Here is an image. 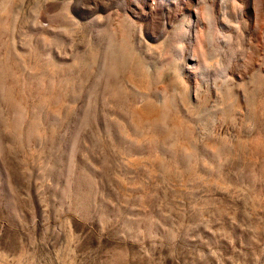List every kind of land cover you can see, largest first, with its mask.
Wrapping results in <instances>:
<instances>
[{
	"label": "rangeland",
	"instance_id": "374dc122",
	"mask_svg": "<svg viewBox=\"0 0 264 264\" xmlns=\"http://www.w3.org/2000/svg\"><path fill=\"white\" fill-rule=\"evenodd\" d=\"M221 1L228 3V6L224 4L225 9ZM225 1L205 0L198 5L201 8L198 9L199 15L204 17L201 18L203 24H206L208 20L210 24L213 23L211 25L213 26L215 23L212 20L216 21L218 18L216 26L219 25V27L213 26L212 35L210 34L208 39L210 51H215L210 53L211 57L213 56L209 60L213 66L211 68L217 71L218 65H221L220 67L227 66L231 76L236 72L238 74L250 56L255 54L253 50L256 51V49V53H260L253 56L258 58H252L258 63L261 62L264 68V50L261 51V48L264 49V7H261L264 6V0L263 2H261L262 0H235L237 3H233L234 0L232 2ZM256 1L257 3H255ZM1 2L3 1L0 0V5ZM70 2L73 3L70 4ZM95 2L97 3L95 4ZM210 2L215 3L214 7ZM260 3L263 4L259 6ZM237 4H240V8L237 7ZM34 6L28 5L20 8V16L16 12L10 13L11 15L7 14L3 17L5 26L2 27V31L0 30V34L2 32L0 35V69H2L0 70V264H264V150L253 152L249 148L250 143L249 145L247 143L254 140L255 136L258 137L257 135L262 134L261 131L255 125L246 126L247 120L243 122L242 117L234 120L235 123L232 118H228L222 123L217 122L211 115L212 113L202 106L199 108L201 112H197L200 116L194 117L195 120L192 117H184L180 113L182 111H180L181 108L179 109L178 102H180V96L183 93L181 87L184 88L181 85V77L184 73L182 58L187 53L188 42L183 37L179 38L181 35L176 27L181 21H188L192 11L197 10L198 6L172 4L165 11L155 10L152 13L144 5L129 3L128 0H87V2L85 0H69L67 5L56 4L57 11L60 9V11H66L64 16L67 19L65 21L69 16L68 21L74 18L69 24L62 21L65 19L64 16L51 21L40 19L36 16V11H33ZM234 6H236V10ZM222 9L225 10V13ZM256 10L260 13L258 12V14ZM30 12H34L33 15ZM206 12H209V16ZM210 12L215 14L210 15ZM222 13L226 20L228 19L227 21ZM230 13H232V17ZM205 15L210 18L213 15L218 16L208 19L205 18ZM72 16L73 18H71ZM260 17L263 20H260L261 23L258 20ZM102 19L107 21L104 22ZM40 21L44 29L40 26ZM114 21H116L115 24L120 22V25L117 23L115 26ZM251 23L256 30L251 26ZM257 23L260 25H258L259 29L256 27ZM166 25L168 26L166 29H170L168 32L166 29L164 30ZM117 26L125 28L127 41L129 39V44L132 43L130 44L132 49L127 48L124 52L126 55L124 54L123 63L126 64L121 65L122 69L120 68L118 75V84H122L120 86L128 91L127 99L123 101V108L129 110L133 105L141 104V100L144 102L150 96L155 100L169 97L170 101L173 100V96L174 100L171 102L174 105V117L178 114L181 117L178 119L184 121L188 119L190 124L188 125L194 130L192 133L194 136L188 143L191 153L185 149L183 151L179 148L174 149L176 147L173 144L176 143L175 140L183 138V134L179 132L172 136L173 142L160 143L156 145L158 147L155 146V150L149 149L147 142H136L139 133L136 135L134 127L129 124H121L122 118L114 110L111 111L109 106L105 107L102 104L103 83L101 80L103 78L101 76L104 77L102 60L106 49L103 47L107 46L108 48L109 42L113 41L110 35L115 37L113 31ZM40 28L42 29L40 30ZM216 29L217 32H214ZM245 29L248 31L246 32ZM227 31L228 35H226ZM139 33H141L140 36ZM115 34L117 35V33ZM142 34L144 38L141 37ZM222 34L225 37L221 38ZM242 34H244L243 37ZM99 37H103L101 41L98 39ZM228 37H230V41ZM257 37L260 44L256 43ZM117 38L116 41L120 43V38L118 36ZM106 39L109 42H103ZM147 41L149 42L147 43ZM245 41H248V46L245 45ZM252 41L258 45L256 49L250 48H255V45H250V42L253 44ZM133 43L135 44L133 45ZM177 44L179 48H177ZM237 45L241 47L237 48ZM143 47L146 50H143ZM96 49L98 53L95 57ZM229 49L230 51H228ZM238 49H241L242 53H239ZM182 51L186 53L182 55ZM85 52L87 54H84ZM213 53L216 55L214 56ZM75 55L76 58H74ZM181 55L182 57H180ZM133 56L137 59L134 63L129 64L128 60ZM94 57L97 63L94 62ZM79 60L84 63L81 62V65ZM36 65L41 68L39 69L41 71L45 69L46 74L53 70V73L50 72L51 76L49 74L47 77L48 82L43 85L48 90L51 87V80H57V76H60L59 73L62 71L67 75L68 86L70 85L68 87L70 89H67V93L63 95L66 109H68H65L64 114L48 123L47 126L44 123L45 127H43L44 125L42 126L41 123V128H45V131H42L46 132L47 137L40 140L30 136V132L28 138L25 135L28 132L25 127L26 123L30 119L41 116L36 119L40 120L38 121L40 125L42 117L45 115L43 113L47 111V109L36 105L39 104L43 88L37 82L38 76L34 72L38 67ZM47 65L51 69L50 71L47 70L49 69ZM216 66L218 67L216 68ZM240 67L241 69H239ZM76 68L77 71H75ZM81 68L86 69L82 70ZM58 70L59 73H57ZM99 70L103 74L99 75ZM181 70L182 76L178 74V71ZM44 71L42 72L44 73ZM174 71L178 77L180 76L177 79H180L181 82L175 79L177 76ZM131 73H133L131 76L134 81L130 76ZM157 73H160L161 76ZM52 74H55V78ZM69 79H71L70 84ZM77 80L78 82H76ZM217 80L222 83V79ZM131 81L133 84L130 83ZM75 83L77 84L75 85ZM126 84L131 85L128 88ZM201 87L203 89L200 93L202 98L211 100L212 97L213 101L216 100V90L207 89V85ZM161 90H163V94ZM158 91H160L159 94ZM165 92L167 93L165 94ZM8 93L12 98L7 96ZM208 93H210L209 96ZM10 99L12 100L9 103ZM37 100L39 101L37 102ZM12 101L17 102V106ZM206 106L208 105L206 104ZM175 107L178 108L175 109ZM199 109L197 111H200ZM178 110L179 113H176ZM191 110L193 109L191 108ZM109 111L111 112L109 113ZM66 113H69L68 116ZM19 114L28 117V119L22 118ZM12 115L15 122L19 121V124L13 122ZM17 116L21 118L18 117L16 120ZM21 120L24 121L20 123ZM5 122L11 126H7ZM24 122L25 130L22 126ZM13 123L19 126L20 130L23 128L21 131L18 129L20 134L26 131L21 134L24 135L23 138ZM125 126L127 127L125 128ZM133 132L134 134H132ZM13 133L16 136H13ZM17 136H20L21 139H18L20 137ZM215 136H218L214 138L216 141L212 138ZM219 137L228 139L231 143L235 142L233 144H236V139L244 140V143L247 142L244 145L245 148L240 144L236 148L237 150L233 149L232 152L235 150L236 153L238 148H243L241 152L239 149L235 155L230 152V155L234 157L229 155L230 157L221 161L219 166L216 165L217 168L219 167L217 169L213 164H218V161L213 159L214 155L206 148L220 142ZM209 143L212 145L210 146ZM203 144L206 145V148ZM194 147L195 150H193ZM154 154H158L159 159L163 158L160 160L162 163L154 161ZM196 154L197 156H195ZM147 155H150L151 158H146ZM148 159H151L152 162ZM228 159L231 160L228 161ZM211 160L217 162L211 164ZM212 166L213 168H211ZM215 168L219 171H216Z\"/></svg>",
	"mask_w": 264,
	"mask_h": 264
},
{
	"label": "bare ground",
	"instance_id": "6f19581e",
	"mask_svg": "<svg viewBox=\"0 0 264 264\" xmlns=\"http://www.w3.org/2000/svg\"><path fill=\"white\" fill-rule=\"evenodd\" d=\"M1 1H3V2H1V5H0V30L2 31V27L3 26H5L4 25V22H3V17H5L7 14H13L14 12H16V14H18L19 16L21 15V9L20 8H24L25 6H28V5H35L34 6V12L36 13V16H38V17H40V19L42 18L43 20H52V19H54V18H58V17H63L65 14H66V11H57L56 10V4H58V3H63L64 5H67V3L69 2V0H1ZM70 1H73V0H70ZM80 1V0H79ZM86 2H87V0H85ZM88 1H90V0H88ZM116 1V0H115ZM118 1V0H117ZM122 1V0H121ZM124 1V0H123ZM129 1V3L131 2V3H133V4H142V5H144L147 9H149V11L150 12H154L155 10H167V9H169V7L170 6H172V4H182V5H188V4H190V5H199V3L200 2H205V0L203 1V0H128ZM209 1V0H208ZM214 2L216 1V0H213ZM225 1V0H224ZM231 2H232V0H230ZM229 1V2H230ZM255 1V0H254ZM253 1V2H254ZM93 2V1H92ZM207 2V1H206ZM222 2L223 1H221V4H222ZM226 2V1H225ZM236 1L234 0V2L233 3H235ZM239 2V1H238ZM261 2H263V0L261 1ZM71 3H73V2H70V4ZM97 2H95V4H96ZM232 3V4H233ZM237 3V2H236ZM246 3V2H245ZM248 3V2H247ZM255 3H257V1L255 2ZM264 3V2H263ZM262 3V4H263ZM117 4V3H116ZM203 4H205V3H203ZM210 4H212L211 2H210ZM215 4V3H214ZM214 4H212L213 5V7H214ZM224 4H227V6H228V3L226 2V3H224L223 2V7H224ZM254 4V3H253ZM261 3L259 4V6L260 5H262ZM101 5V4H100ZM119 5V4H118ZM212 5H211V7H212ZM238 5V4H237ZM240 5V4H239ZM237 6V7H239L240 8V6ZM254 5H256V4H254ZM125 6V5H124ZM226 6V5H225ZM200 6H198V8H197V10H194V11H192V14H191V16H190V19L188 20V21H181L179 24H177V30L179 31V34L181 35V36H179V38L180 37H183L184 39H186V41L188 42V48H187V53L186 52H183V54L182 55H184V53H186V55H184L183 56V58H182V65H183V68H184V73L181 75V72H182V70L181 71H178V74L179 75H181L182 77H181V81H180V79H177V78H180V76L178 77L177 75L178 74H175V71H174V74L177 76L175 79H177V80H179L180 82H181V85H183V87L184 88H182L181 87V85H179L180 84V82H179V86L181 87V89H183V91H181V92H183L182 94H181V96H180V102H178L179 104H180V107H179V109H180V111H182V112H180L182 115H184V117H192V119L193 120H195V118L194 117H197V116H200L199 115V113H197V112H201V109H199V108H201V106H202V108H206V109H208L211 113V115L213 116V118H215L216 120H217V122L219 121L220 123H222L224 120H227L228 118H232L233 119V122H234V120H236V119H238L239 117H242L243 118V122H244V120L246 121L247 120V123H245V125L247 126V125H249V124H252V126L253 125H255V126H257V128L261 131V133L262 134H259V135H257L258 137H256L255 136V139L254 140H250L249 142H247L248 143V145H249V143H250V147L249 148H251L252 149V151L254 152V151H260V150H264V68H263V65H262V63L260 62V63H258V62H256L255 61V57L260 53L259 51V53L257 54L256 53V51H257V47H258V45H256V44H254V42L252 41V43L253 44H251V42H250V45L252 46V45H255V48H252V47H250L251 49H256V51L255 50H253L252 52L253 53H255L256 54V56H253V55H255V54H253L252 56H250V58H249V60L248 61H246L247 63L244 65V67H242V69H241V67L239 68V69H241V71H240V73H238L237 74V72L236 73H233V75L231 76V74H230V72H229V70H227V69H229V68H227V66H225V67H220L221 65H218L219 66V68L218 69H216L217 71H214V69H212L213 68V66H212V63H210V59H212V57H211V55H210V53H212V52H215L214 50L211 52L210 50H211V48L209 49V45H208V39H209V37H210V34L212 33V31H213V26L215 27V28H217V27H219V25L218 26H216L218 23H216V21H217V19H216V21L215 20H212V21H214V25L213 26H211L213 23L211 22V24L208 22V20H207V23L206 24H203L202 23V17H200V15H199V11H198V9H201V8H199ZM216 7V6H215ZM222 7V8H223ZM235 7V10H236V6H234ZM241 7H243V6H241ZM261 7H264V6H261ZM31 7L29 6V9H30ZM33 8V7H32ZM37 10H36V9ZM61 8V7H60ZM91 8V7H90ZM183 8V7H182ZM238 8V9H239ZM247 8V7H246ZM255 8V7H254ZM20 9V10H19ZM27 9V8H26ZM66 9V8H65ZM71 9V8H70ZM70 9H68V11L70 10ZM99 9H100V7H99ZM125 9V8H124ZM129 9H130V7H129ZM206 9H207V7H206ZM205 9V10H206ZM217 9V8H216ZM224 9H225V7H224ZM237 9V11H239ZM98 10V9H97ZM126 10H128V9H126ZM172 10V9H171ZM205 10H203V11H205ZM223 10V9H222ZM252 10V9H251ZM257 10H259V9H257ZM256 10V12L258 13L259 11H257ZM262 10H263V8H262ZM262 10H260V11H262ZM31 11H32V9H31ZM139 11V10H138ZM178 11H180V10H178ZM209 11H210V9H209ZM225 10H223V12H224ZM250 11V10H249ZM24 13H25V11H23ZM33 12V13H34ZM70 12V11H69ZM74 12V11H73ZM84 12V11H83ZM137 12V11H136ZM201 12V11H200ZM228 12H229V10H228ZM227 12V14H229ZM231 12V11H230ZM240 12H241V10H240ZM240 12H238V13H240ZM251 12V11H250ZM20 13V14H19ZM30 13H32V12H30ZM33 13L31 14V15H33ZM72 13V12H71ZM77 13V12H76ZM102 13V12H101ZM100 13V15H102ZM107 13V12H106ZM111 13V12H110ZM119 13V12H118ZM133 13V12H132ZM207 13V12H206ZM209 13V12H208ZM207 13V15L209 16V14ZM214 12H210V15L211 14H213ZM217 13V12H216ZM225 13V12H224ZM237 13V12H236ZM235 13V14H236ZM260 13V12H259ZM258 13V14H259ZM10 14V15H11ZM23 14V13H22ZM68 14H70V13H68ZM135 14V13H134ZM201 14V13H200ZM215 14V13H214ZM218 14V13H217ZM243 14V13H242ZM258 14H256V16L258 15ZM264 14V13H263ZM263 14H261V15H263ZM109 15V14H108ZM121 15H123V14H121ZM152 15V14H151ZM182 15V14H181ZM222 15H223V13H222ZM230 15H231V17H232V13H230ZM238 15H240V14H238ZM14 16V15H13ZM67 16V15H66ZM75 16V15H74ZM106 16H107V14H106ZM105 16V17H106ZM113 16H115V15H113ZM112 16V17H113ZM179 16V15H178ZM177 16V17H178ZM208 16H206L205 15V18L207 17L208 19L210 18V17H208ZM218 16V15H217ZM216 15L214 16L213 15V17L211 16V18L210 19H212V18H216L217 17ZM225 15H223V17H224ZM227 16V15H226ZM229 16V15H228ZM227 16V17H228ZM253 16V15H252ZM259 16V15H258ZM12 17V16H11ZM70 17V16H69ZM69 17H68V20H69ZM101 17H103V16H101ZM174 17V16H173ZM220 17H222V16H220ZM234 17V16H233ZM262 17V16H261ZM260 17V18H261ZM8 18H9V16H8ZM14 18V17H13ZM20 18V17H19ZM18 18V19H19ZM64 20H62V21H64V22H68L67 24H69V22L71 21V20H73L74 18H73V16L71 17V18H73V19H71L70 21H65L67 18L64 16ZM134 18V17H133ZM133 18H132V20H133ZM158 18V17H157ZM204 18V17H203ZM258 19L259 20V22H260V20H262V18L261 19ZM263 18H264V16H263ZM15 19L17 20V18H16V16H15ZM96 19V18H95ZM106 19H108V18H106ZM121 19V18H120ZM160 19V18H159ZM176 19V18H175ZM224 19L226 20V17H224ZM223 19V20H224ZM232 19V18H231ZM237 19V18H236ZM252 19H253V17H252ZM257 19V18H256ZM16 20H14L15 22H16ZM59 20V19H58ZM100 20V19H99ZM103 21H104V19H102ZM182 20V19H181ZM206 20V19H205ZM228 20V19H227ZM226 20V21H227ZM242 20V19H241ZM264 20V19H263ZM262 20V21H263ZM39 21V20H38ZM105 21H107V20H105ZM104 21V22H105ZM109 21V20H108ZM111 21V20H110ZM117 21V20H116ZM116 21H114L113 23H114V25L116 26L117 25V23H119V25H120V22H117L116 24H115V22ZM119 21V20H118ZM137 21V20H136ZM136 21H133V22H136ZM151 21V20H150ZM204 21V20H203ZM230 21V20H229ZM237 21H238V19H237ZM255 21H257V20H255ZM13 22V21H12ZM43 22V21H42ZM47 22V21H46ZM58 22V21H57ZM90 22V21H89ZM139 22H141V21H139ZM146 22V21H145ZM166 22V21H165ZM239 22V21H238ZM237 22V23H238ZM264 22V21H263ZM14 23V22H13ZM17 23V22H16ZM21 23V22H20ZM28 23V22H27ZM34 23V22H33ZM40 23H41V21H40ZM44 23V22H43ZM51 23V22H50ZM62 23V22H61ZM107 23V22H106ZM126 23H127V21H126ZM162 23V22H161ZM204 23H205V21H204ZM229 23V22H228ZM261 23V22H260ZM12 24V23H11ZM45 24V23H44ZM92 24V23H91ZM138 24V23H137ZM142 24H143V22H142ZM141 24V25H142ZM230 24V23H229ZM232 24V23H231ZM235 24V23H234ZM250 24V23H249ZM252 24L253 23H251V26H252ZM17 25V24H16ZM28 25V24H27ZM139 25V24H138ZM151 25H153V24H151ZM151 25H150V27H151ZM220 25H221V23H220ZM247 25V24H246ZM259 24L257 23V26L256 27H258V29L260 28L259 26H258ZM262 25V24H261ZM11 26V25H10ZM42 28H43V25H42V23H41V25H40ZM39 26V27H40ZM99 26V25H98ZM97 26V27H98ZM134 26V25H133ZM145 26V25H144ZM160 26V25H159ZM231 26V25H230ZM233 26V25H232ZM237 25H235V27H236ZM249 26V25H248ZM250 26V27H251ZM15 27V26H14ZM13 27V28H14ZM124 27H125V25H124ZM123 26H117V28H116V30H114V29H112V30H114L113 31V33H114V35L113 36H115V37H112L111 35H110V37H111V40H113V41H110L109 42V40H104L103 42H109V47L107 48V46L106 47H103V49H105V51H104V53H103V66H102V68L104 67V77H103V75L101 76V78H103V80H101L102 81V96H101V102H102V104H104V106L106 107V105L107 106H109V108L111 109V111L112 110H114L121 118H122V122H121V124H129V125H132V127H134V132L136 133V135H138L137 133H139V135H138V139H134L136 142H147L148 144H149V149H151L152 148V150H155L154 148H155V146L156 145H158V144H160V143H164V142H173L172 140H171V138H173L172 136L174 135V134H176V132H179L180 134H183L182 136H183V138H181L180 140H175L176 141V143H173V144H175L176 145V147L174 148V149H177V148H179V149H182V151H183V149H185V151L186 150H188L187 152H190L191 153V150H190V148H189V142L191 141V139H192V136H194V135H192V133H193V127H190L189 125V123H188V119H187V121L185 120H180L181 119V117H179L178 116V114H177V118L176 117H174V114L175 113H173L174 112V109H173V107H174V105H173V103L171 102V101H173L174 100V98H173V96H172V99L173 100H169V97H165L164 99H160V100H155V99H152V98H150L149 97V99H146L144 102H142L143 100H141V104H135V105H133L129 110H125L123 107V101L125 100V99H127V96H128V91H127V89H124L122 86H120V85H122V84H118L119 83V78H118V75H119V72H120V68H121V65L122 64H124L123 63V59H125L124 58V56L126 55V53H124V52H126L125 50L128 48V49H132L131 48V46H130V44H132V43H130L129 44V39H128V41H127V38H126V36H125V28H124ZM166 27H168L167 25L165 26V28H164V30L166 29ZM225 27V26H224ZM238 27V26H237ZM240 27H241V25H240ZM253 27V26H252ZM42 28H40V30L42 29ZM232 28V27H231ZM239 28V27H238ZM242 28V27H241ZM246 28V27H245ZM254 28V27H253ZM44 29V28H43ZM127 29V28H126ZM141 29H143L142 27H141ZM162 29V28H161ZM174 29V28H173ZM227 29H228V27H227ZM240 29V28H239ZM248 30H249V28H247ZM255 29V28H254ZM258 29H257V32H258ZM15 30H16V28H15ZM24 30V29H23ZM34 30V29H33ZM37 30V29H36ZM56 30V29H55ZM108 30V29H107ZM152 30V29H151ZM163 30V29H162ZM162 30H161V32H162ZM167 30V32H168V30H170V29H166ZM231 30V29H230ZM237 30V29H236ZM247 30V31H248ZM251 30H253V29H251ZM256 30V29H255ZM263 30V29H262ZM44 31V30H43ZM87 31V30H86ZM134 31V30H133ZM132 31V32H133ZM154 31V30H153ZM176 31V30H175ZM229 31V30H228ZM228 31L226 32V35H228L229 33H228ZM239 31V30H238ZM245 31H246V29H245ZM246 31V32H247ZM250 31V30H249ZM7 32V31H6ZM36 32V31H35ZM54 32V31H53ZM56 32V31H55ZM122 32V33H121ZM144 32V31H143ZM156 32V31H155ZM166 32V31H165ZM214 32H217V29L216 30H214ZM219 32V31H218ZM236 32V31H235ZM241 32V31H240ZM253 32V31H252ZM255 32V31H254ZM260 32H262V31H260ZM259 32V33H260ZM10 33V32H9ZM23 33H24V31H23ZM90 33V32H89ZM107 33H108V31H107ZM106 33V34H107ZM113 33H111V34H113ZM115 33H117V35L115 34ZM177 33V32H176ZM223 33V32H222ZM225 33V32H224ZM238 33V32H237ZM242 33V32H241ZM258 33V34H259ZM1 34H2V32H1ZM0 34V35H1ZM8 34V33H7ZM100 34H102V33H100ZM104 34V33H103ZM102 34V35H103ZM140 34L141 33H139V36H140ZM157 34V33H156ZM217 34V33H216ZM218 34H220V33H218ZM247 34V33H246ZM252 34V33H251ZM19 35V34H18ZM22 35V34H21ZM45 35V34H44ZM72 35V34H71ZM97 35V34H96ZM132 35H134V34H132ZM138 35V34H137ZM161 35V34H160ZM165 35V34H164ZM169 35V34H168ZM212 35V34H211ZM223 35V34H222ZM243 35L244 34H242V37H243ZM20 36V35H19ZM91 36V35H90ZM101 36V35H100ZM117 36L120 38V43L119 42H117L116 41V39H118L117 38ZM144 35L142 34V36L141 37H143ZM153 36V35H152ZM218 36H220V35H218ZM248 36H249V33H248ZM58 37V36H57ZM89 37V36H88ZM110 37H108L109 39H110ZM133 37V36H132ZM168 37V36H167ZM174 37V36H173ZM215 37V36H214ZM221 38L222 37H225V35H223V36H220ZM238 37V36H237ZM240 37H241V34H240ZM66 38H68V37H66ZM103 38V37H102ZM102 38H98L100 41H101V39ZM114 38V39H113ZM137 38V37H136ZM139 39H140V37H138ZM144 38V37H143ZM142 38V39H143ZM162 38V37H161ZM166 38V37H165ZM177 38V37H176ZM230 37H228V39H229ZM250 38H252L251 36H250ZM28 39V38H27ZM32 39V38H31ZM30 39V40H31ZM72 39V38H71ZM158 39V38H157ZM163 39V38H162ZM172 39V38H171ZM175 39V38H174ZM183 39V40H184ZM211 40H213V38H210ZM225 40L227 39V37L226 38H224ZM255 39V38H254ZM260 39V38H259ZM94 40H95V37H94ZM134 40V39H133ZM132 40V41H133ZM141 40V39H140ZM144 40V39H143ZM143 40H142V42H143ZM177 40V39H176ZM263 40V39H262ZM44 41V40H43ZM72 41V40H71ZM90 41H91V39H90ZM137 41V40H136ZM145 41H146V39H145ZM180 41V43H181V40H179ZM224 41V40H223ZM229 41H230V39H229ZM249 41H251V40H249ZM82 42V41H81ZM112 42V43H111ZM141 42V41H140ZM141 42V43H142ZM149 41H147V43H148ZM157 42V41H156ZM214 42V41H213ZM238 42V41H237ZM246 42V41H245ZM248 42V41H247ZM246 42V43H247ZM29 43V42H28ZM46 43H48V42H46ZM54 43V42H53ZM58 43V42H57ZM88 43V42H87ZM90 43V42H89ZM99 43V42H98ZM101 43V42H100ZM138 43H139V41H138ZM140 43V44H141ZM172 43V42H171ZM175 43V42H174ZM184 43V45H186L185 44V42H183ZM245 43V45L246 46H248V44L249 43H247L246 44ZM256 43H258V44H260V40H259V42H258V37H257V42ZM30 44V43H29ZM39 44V43H38ZM74 44V43H73ZM104 44V43H103ZM103 44H101L102 46H103ZM107 44V43H106ZM135 43H133V45H134ZM139 44V45H140ZM146 44V43H145ZM151 44V43H150ZM182 44V43H181ZM180 44V45H181ZM215 44V43H214ZM240 44V43H239ZM89 45V44H88ZM91 45V44H90ZM95 45V44H94ZM108 45V44H107ZM146 45H148V44H146ZM174 45V44H173ZM178 45V44H177ZM212 45H213V43H212ZM262 45V44H261ZM260 45V46H261ZM140 46H143V45H140ZM149 46H151V45H149ZM176 46V45H175ZM214 46V45H213ZM263 46V45H262ZM261 46V47H262ZM83 47V46H82ZM137 47H139V46H137ZM153 47V46H152ZM177 47V46H176ZM187 47V46H186ZM212 47V46H211ZM238 47H241V46H238L237 45V48ZM264 47V46H263ZM63 48V47H62ZM74 48V47H73ZM79 48V47H78ZM78 48H76V49H78ZM135 47L133 46V49H134ZM164 48V47H163ZM177 48H179V45H178V47ZM213 48V47H212ZM218 48V47H217ZM216 48V49H217ZM249 48V47H248ZM249 48V49H250ZM46 49V48H45ZM88 49V48H87ZM90 49V48H89ZM97 49H98V47H97ZM96 49V50H97ZM140 49V48H139ZM138 49V50H139ZM142 49V48H141ZM148 49V48H147ZM181 49V48H180ZM184 49V48H183ZM214 49H215V46H214ZM242 49V48H241ZM241 49L239 50V53H242L241 52ZM244 49H246V48H244ZM260 49V47L258 48V50ZM79 50V49H78ZM82 50V49H81ZM99 50H101L100 48H99ZM143 50H146V49H144V47H143ZM142 50V51H143ZM152 50V49H151ZM218 50V49H217ZM248 50V49H247ZM262 50H264V49H262L261 48V51ZM75 51V50H74ZM87 51V50H86ZM89 51V50H88ZM93 51V50H92ZM128 51V50H127ZM140 51V50H139ZM138 51V52H139ZM172 51V50H171ZM180 51V50H179ZM179 51H177V52H179ZM227 51V50H226ZM228 51H230V49L228 50ZM232 51V50H231ZM243 51V50H242ZM251 51V50H250ZM78 52H80V51H78ZM83 52H84V50H83ZM94 52H95V50H94ZM93 52V53H94ZM99 52H101V51H99ZM129 52V51H128ZM135 53L137 52L136 50L134 51ZM134 52H132V53H134ZM146 52H148V51H146ZM225 52V51H224ZM246 52V51H245ZM73 53V52H72ZM98 53V50H97V52L95 53V57H96V54ZM180 53V52H179ZM218 53V52H217ZM238 53V54H239ZM244 53V52H243ZM247 53V52H246ZM84 54H87L86 52L84 53ZM125 54V55H124ZM139 54V53H138ZM176 54V53H175ZM214 54V53H213ZM245 54V53H244ZM243 54V55H244ZM250 54H252V53H250ZM18 55V54H17ZM51 55V54H50ZM78 55H80V54H78ZM134 55V54H133ZM140 55V54H139ZM152 55V54H151ZM182 55L180 56V57H182ZM216 54H214V56H215ZM241 55V54H240ZM72 56V55H71ZM92 56V55H91ZM94 56V55H93ZM127 56H128V54H127ZM126 56V57H127ZM237 56V55H236ZM18 57V56H17ZM77 56L75 55L74 56V58H76ZM85 57V56H84ZM87 57V56H86ZM95 57H94V60H95ZM98 57H100L99 56V54H98ZM98 57H97V59H98ZM140 57V56H139ZM148 57V56H147ZM252 57H254V58H252ZM260 57V56H259ZM63 58V57H62ZM74 58H73V60H74ZM79 58V57H78ZM93 58V57H92ZM233 58V57H232ZM242 58V57H241ZM246 58V57H245ZM258 57H256V59H257ZM261 58H262V56H261ZM260 58V59H261ZM19 59H20V57H19ZM83 59V58H82ZM81 59V60H82ZM90 59V58H89ZM101 59H102V57H101ZM135 59H137V58H135V56H133V57H130V59L128 60L129 61V64H132V63H134L135 62ZM146 59V58H145ZM152 59V58H151ZM154 59V58H153ZM181 59V58H180ZM235 59V58H234ZM253 59V60H252ZM6 60V59H5ZM68 61H69V59H67ZM76 60H78V59H76ZM86 60V59H85ZM141 60V59H140ZM179 59H177V61H178ZM247 60V59H246ZM4 60H2V62H3ZM67 61V62H68ZM92 61V60H91ZM97 60H95L94 62H96ZM153 61V60H152ZM160 61V60H159ZM220 61V60H219ZM245 61V60H244ZM260 61V60H259ZM82 62V61H81ZM80 62V60H79V63H81ZM90 62V61H89ZM88 62V63H89ZM93 62V61H92ZM101 62V61H100ZM165 62V61H164ZM238 62V61H237ZM264 62V61H263ZM4 63V62H3ZM82 63H84V62H82ZM82 63H81V65H82ZM97 63V62H96ZM136 63H138L137 61H136ZM151 63V62H150ZM154 63V62H153ZM167 63V62H166ZM165 63V64H166ZM173 63H175V62H173ZM172 63V64H173ZM179 63H180V60H179ZM234 63V62H233ZM13 64V63H12ZM16 64V63H15ZM51 64H53V63H51ZM57 64V63H56ZM64 64V63H63ZM76 64H77V62H76ZM85 64H86V62H85ZM93 65H94V63H92ZM126 64V63H125ZM124 64V65H125ZM129 64H128V66H129ZM138 64H140V63H138ZM144 64V63H143ZM159 64V63H158ZM178 64V63H177ZM181 64V63H180ZM228 64H231V63H228ZM242 65L241 66H243V63H241ZM55 65V64H54ZM98 65V64H97ZM124 65H122V66H124ZM148 65V64H147ZM153 65V64H152ZM217 65V64H216ZM223 65V64H222ZM36 66H38V65H36ZM48 66V65H47ZM62 66V65H61ZM77 66H79L78 64H77ZM132 66V65H131ZM137 66H139V65H137ZM179 66V65H178ZM211 66H212V68H211ZM218 66H216V68L218 67ZM33 67H35V65H33ZM33 67H32V71H33ZM52 67H53V65H52ZM54 67H56V66H54ZM73 67H75V66H73ZM85 67V66H84ZM132 67H134V65L132 66ZM180 67H181V65H180ZM230 67V66H229ZM1 68H3V67H1ZM29 68V67H28ZM27 68V69H28ZM48 68H49V66H48ZM87 68V67H86ZM85 68V69H86ZM129 68V67H128ZM138 68V67H137ZM145 68V67H144ZM160 68V67H159ZM167 68V67H166ZM39 69H41V68H39V66L34 70V72L37 74V76H38V81H37V79H34V80H36L39 84H40V86H42L43 88L41 89L42 91H41V94H40V101L39 100H37V102L39 101V104H36L37 106H39L40 108H45V109H47V111L45 112V113H43V117H42V121L40 122V125L38 124L39 122L38 121H40V120H36V119H39V118H33L31 121L29 120L28 121V123H26V126L25 127H27V130H28V132H27V134H25L26 136H27V138L29 137L28 136V133L30 134V136H34V137H36V139L38 138L39 140L40 139H43L44 137L46 138L47 136V134H45L46 132H44L45 131V128L43 129V128H41V123H42V126L43 127H45V124L44 123H46V126H47V124L48 123H51V122H53L54 120H56L59 116H61L62 114H64V112H65V109H66V106H65V103H64V100H63V95H65V93H67V89H68V87L70 86H68V78H67V75L65 74V72L64 71H62L61 73H59V70H58V72L57 73H59L60 74V76L58 75L57 76V80L55 79V80H51L52 82L50 83L51 85V87H50V90H48L47 89V87H44L43 85L45 84V83H47L48 81H47V77L49 76V74H50V76H51V73H53L52 71L53 70H51L50 68L49 69H47V70H51L50 72H49V74H46V71H44V70H42V71H44V73L41 71V70H39ZM58 69V68H57ZM78 69H80V68H78ZM82 69V68H81ZM84 69V68H83ZM82 69V70H83ZM84 69V70H85ZM89 69V68H88ZM87 69V70H88ZM91 69H92V67H91ZM90 69V70H91ZM94 69V68H93ZM122 69V68H121ZM160 69H162V68H160ZM177 69H180V68H177ZM182 69V68H181ZM232 70H233V68H231ZM238 69V68H237ZM0 70H2V69H0ZM73 70H74V68H73ZM82 70H81V73H83L82 72ZM89 70V71H90ZM100 70H103V69H100ZM100 70H99V75L102 73H100ZM236 70V69H235ZM56 71V70H55ZM75 71H77V68H76V70ZM74 71V72H75ZM93 71V70H92ZM122 71V70H121ZM136 71V70H135ZM162 71V70H161ZM215 73H214V72ZM33 72V73H34ZM64 72V73H63ZM74 72H73V74H74ZM88 72V71H87ZM86 72V73H87ZM91 72V71H90ZM164 72V71H163ZM180 72V73H179ZM235 72V71H234ZM56 73V74H57ZM78 73V72H77ZM35 74V75H36ZM69 74V73H68ZM103 74V73H102ZM133 73H131L130 74V76L132 75ZM143 74V73H142ZM157 74H159L160 75V73H157ZM25 75V74H24ZM30 75H31V73H30ZM34 75V74H33ZM32 75V76H33ZM53 75V74H52ZM55 75V74H54ZM53 75V76H54ZM74 75H76V74H74ZM79 75H80V73H79ZM79 75H77V76H79ZM92 75V74H91ZM90 75V76H91ZM98 75V77H100ZM144 75V74H143ZM134 76V75H133ZM161 76V75H160ZM159 76V77H160ZM164 76V75H163ZM69 77V76H68ZM72 77V75L70 76V78ZM85 77V76H84ZM124 77V76H123ZM138 77V76H137ZM35 78H37V77H35ZM54 78H55V76H54ZM75 78V77H74ZM131 78H132V76H131ZM144 78V77H143ZM121 79V78H120ZM129 80H130V78H128ZM133 79V78H132ZM217 79H222L221 80V82L222 83H219L218 82V80ZM4 80V79H3ZM49 80H50V78H49ZM70 80L71 79H69V84H70ZM118 80V81H117ZM125 80H126V78H125ZM172 80H173V78H172ZM176 80V81H177ZM217 80V81H216ZM73 81V80H72ZM72 81H71V83H72ZM133 81H134V79H133ZM18 82V81H17ZM73 82H75V81H73ZM76 82H78V80L76 81ZM82 82V81H81ZM98 82H99V80H98ZM124 82V81H123ZM170 82H171V79H170ZM177 82V83H178ZM219 84H218V83ZM16 83V82H15ZM121 83V82H120ZM129 83V82H128ZM130 83H132V81L130 82ZM135 83H137V82H135ZM159 83V82H158ZM163 83V82H162ZM172 83V82H171ZM175 83V82H174ZM14 84V83H13ZM77 83H75V85H76ZM84 84V83H83ZM95 84V83H94ZM93 84V85H94ZM133 84V83H132ZM34 85V84H33ZM72 85H73V83H72ZM71 85V86H72ZM127 85V84H126ZM129 85H131V84H128L127 85V87L129 86ZM136 85V84H135ZM204 85H207V89H210V90H216V100H212V97H211V100L209 99V100H205L204 98H202V96H201V94L200 93H202L201 92V89H202V87L201 86H204ZM82 86V84L80 85V87ZM84 86V85H83ZM124 86V85H123ZM137 86H139V85H137ZM133 87V86H132ZM140 87V86H139ZM152 87V86H151ZM178 87V86H177ZM209 87V88H208ZM125 88H126V86H125ZM129 88V87H128ZM134 88H135V86H134ZM133 88V89H134ZM165 88V87H164ZM163 88V89H164ZM171 88V87H170ZM204 88V87H203ZM15 89V88H14ZM70 89V88H69ZM68 89V90H69ZM82 89V88H81ZM136 89V88H135ZM138 89H140V88H138ZM137 89V90H138ZM174 89V88H173ZM73 90H74V86H73ZM129 90V89H128ZM178 90V89H177ZM203 90V89H202ZM9 91H11V89H9ZM8 91V92H9ZM140 91V90H139ZM149 91V90H148ZM162 91L163 90H161V93H162ZM165 91H167L166 89H165ZM204 91H206V90H204ZM208 91V90H207ZM69 92V91H68ZM71 92H72V89H71ZM75 92H76V90H75ZM79 92V91H78ZM141 93H142V91H140ZM159 92L160 91H158V94H159ZM1 93V92H0ZM11 93H12V91H11ZM38 93V92H37ZM40 93V92H39ZM89 93V92H88ZM160 93V94H161ZM164 93V92H163ZM162 93V94H163ZM167 92H165V94H166ZM177 93V92H176ZM179 93V92H178ZM204 93V92H203ZM207 93V92H206ZM71 94V93H70ZM73 94L74 95H76L74 92H73ZM97 94H98V92H97ZM129 94H131L130 93V91H129ZM144 94H145V92H144ZM158 94H156V95H158ZM7 95V94H6ZM94 95V94H93ZM135 95V94H134ZM173 95V94H172ZM175 95H177V94H175ZM174 95V96H175ZM179 95V94H178ZM208 96L210 95V93H208L207 94ZM206 94H205V96H207ZM211 95H212V93H211ZM7 96H10V98H12L11 97V95L8 93V95ZM7 96H5V97H7ZM15 96V95H14ZM28 96V95H27ZM32 96V95H31ZM37 96V95H36ZM35 96V97H36ZM70 96V95H69ZM148 96V95H147ZM214 96V95H213ZM4 97V98H5ZM38 97V96H37ZM68 97V96H67ZM158 97V96H157ZM156 97V98H157ZM8 98V97H7ZM6 99V98H5ZM5 99H3V100H5ZM15 99V98H14ZM99 99V98H98ZM144 99H145V97H144ZM171 99V98H170ZM178 99V98H177ZM177 99H175V100H177ZM11 100L12 99H10V101H9V103L11 102ZM87 100V99H86ZM130 100V99H129ZM12 102H14V101H12ZM87 102V101H86ZM99 102V101H98ZM14 103H16V104H14L15 106H17V102H14ZM22 103V102H21ZM75 103V102H74ZM8 104V103H7ZM34 104V103H33ZM70 104V103H69ZM132 104V103H131ZM175 104V103H174ZM178 104V105H179ZM191 104V105H190ZM193 104H194V106H193ZM206 104L208 105V106H206ZM19 105V104H18ZM21 105V104H20ZM22 105H24V103H22ZM21 105V107H22V109H23V106ZM35 105V104H34ZM67 105V104H66ZM90 105V104H89ZM127 105V104H126ZM173 105V106H172ZM177 105V106H178ZM13 106V105H12ZM87 106H88V104H87ZM86 106V107H87ZM206 106V107H205ZM18 107H20V106H18ZM20 107V108H21ZM103 107V106H102ZM14 108V107H13ZM26 108V107H25ZM30 108V107H29ZM28 108V109H29ZM32 108H33V106H32ZM71 108V107H70ZM88 108V107H87ZM178 107H175V109H177ZM191 108L193 109V110H191ZM15 109V108H14ZM18 109V108H17ZM37 109V108H36ZM68 109V108H67ZM66 109V110H67ZM72 109V108H71ZM71 109H70V112H71ZM200 110V111H197V110ZM39 110V109H38ZM99 110V109H98ZM20 111L22 112V110L20 109ZM25 111H26V109H25ZM29 111V110H28ZM40 111V110H39ZM69 111V110H68ZM67 111V112H68ZM104 111V110H103ZM111 111H109V113L111 112ZM208 111V112H209ZM176 112V111H175ZM207 112V113H208ZM10 113H11V111H10ZM23 113V112H22ZM29 113V112H28ZM39 112L37 111V114H38ZM42 113H41V115H42ZM112 113H114V112H112ZM176 113H179V110L176 112ZM25 113H23V115H24ZM37 114H35V115H37ZM67 114V113H66ZM69 114V113H68ZM68 114H67V116H68ZM181 114H179V115H181ZM15 115V114H14ZM21 114H19V116H20ZM39 115V114H38ZM89 115V114H88ZM115 115V114H114ZM10 116V115H9ZM19 116H17V118H16V120H18V117ZM22 116V115H21ZM24 116H26V115H24ZM28 116V115H27ZM66 116V117H67ZM203 116V115H202ZM15 117H16V115H15ZM35 117V116H34ZM119 117V118H120ZM208 117V116H207ZM211 117V116H210ZM12 118H13V115H12ZM19 118H21V117H19ZM22 118H26V119H28V117H23L22 116ZM31 118H32V116H31ZM62 118V117H61ZM115 118V117H114ZM178 118H180V119H178ZM1 119V118H0ZM8 119V118H7ZM6 119V120H7ZM10 119V118H9ZM8 119V120H9ZM14 119V120H13ZM12 120H13V122L14 123H17V124H19V121L18 122H15V118H13ZM5 120V119H4ZM116 120V119H115ZM198 120V119H197ZM24 120H21L20 121V123H22ZM119 121V120H118ZM238 121V120H237ZM236 121V122H237ZM3 122V121H2ZM27 122V121H26ZM120 122V121H119ZM118 122V123H119ZM185 122H187V123H185ZM191 122V121H190ZM215 122V121H214ZM5 123H7V126H9L8 125V122H5ZM13 123V124H14ZM216 123V122H215ZM235 123V122H234ZM11 124V123H10ZM189 124V125H188ZM194 124V123H193ZM15 125V124H14ZM24 125H25V122L23 123V128H24ZM51 125V124H50ZM53 125V124H52ZM11 126V125H10ZM9 126V127H10ZM86 126V125H85ZM122 126V125H121ZM191 126H193V125H191ZM196 126V125H195ZM200 126V128H201V125H199ZM231 126V125H230ZM15 127H17V131H18V133L23 129L21 126V130L18 128L19 126H16L15 125ZM80 127V126H79ZM127 126H125V128H126ZM130 127V126H129ZM131 127V128H132ZM190 127V128H189ZM202 127H205V126H202ZM116 128V127H115ZM123 128H124V126H123ZM253 128V127H252ZM255 128V127H254ZM7 129V128H6ZM9 129V128H8ZM12 129V128H11ZM10 129V130H11ZM20 131H19V130ZM26 128H24V130H25ZM53 129V128H52ZM51 129V130H52ZM129 129V128H128ZM249 129V128H248ZM42 130H44V131H42ZM124 130V129H123ZM126 130V129H125ZM133 130V129H132ZM255 130V129H254ZM15 131V130H14ZM82 131V130H81ZM12 132H13V129H12ZM26 132V131H25ZM24 132V133H25ZM134 132L132 133V134H134ZM205 132V131H204ZM211 132V131H210ZM214 132V131H213ZM15 133V132H14ZM13 133V134H14ZM17 133V132H16ZM24 133H21V134H24ZM52 133V132H51ZM56 133V132H55ZM209 133V132H208ZM242 133V132H241ZM20 134V133H19ZM20 134V135H21ZM141 134V135H140ZM215 134V133H214ZM18 135V134H17ZM53 135V134H52ZM198 135H200V134H198ZM207 135V134H206ZM211 135V134H210ZM13 136H16L15 134L13 135ZM22 136V135H21ZM24 136V135H23ZM23 136H22V138H23ZM129 136V135H128ZM135 136V135H134ZM213 136V135H212ZM222 136V135H221ZM240 136V135H239ZM238 136V137H239ZM12 137V136H11ZM17 137H20V136H17ZM54 137H55V135H54ZM196 137V136H195ZM216 137H218V136H215V137H212L213 139L214 138H216ZM129 138V137H128ZM175 138V137H174ZM176 138H179V137H176ZM18 139H21V137L20 138H18ZM51 139V138H50ZM56 139V138H55ZM182 139H184V140H182ZM198 139V138H197ZM196 139V140H197ZM220 139V142H218L217 144H215V145H212L213 144V142H212V144H210L209 143V145L211 146V147H207L206 148V145L205 144H203L204 146H205V148L206 149H208L210 152H212V154L214 155L213 157L212 156H210V158L212 157L213 159H216L217 161H218V164L216 163L215 165L213 164V166H216V165H220V163H221V161H225V158H228V156L230 155V152H232V150L233 149H236L237 147H239V145L240 146H242V147H244L245 148V143L243 142V141H241V140H237L236 139V144H233V143H235V142H233V143H231V142H229L228 141V139L226 140L225 138H218V140ZM16 140V139H15ZM45 140H47V139H45ZM129 140V139H128ZM174 140V139H173ZM215 140V139H214ZM213 140V141H214ZM230 140V139H229ZM13 141V140H12ZM131 141V140H130ZM216 141V140H215ZM28 142H30V141H28ZM15 143V142H14ZM39 143H40V141H39ZM194 143V142H193ZM197 143V142H196ZM169 144V143H168ZM172 144V145H173ZM208 144V143H207ZM233 144V145H232ZM196 145V144H195ZM48 146V145H47ZM162 146H164V145H162ZM168 146V145H167ZM20 147V146H19ZM156 147H158V146H156ZM165 147V146H164ZM241 147V149L243 150V148ZM23 148V147H22ZM248 148V149H249ZM157 149V148H156ZM179 149H178V151H179ZM239 149L240 148H238V151H239ZM241 149H240V151L239 152H241ZM151 150V151H152ZM193 150H195V147H194V149ZM237 150V149H236ZM170 151H171V149H170ZM184 151V152H185ZM235 151V150H234ZM232 152V155H235L236 153L235 152ZM13 152V151H12ZM153 152V151H152ZM151 152V153H152ZM249 152V151H248ZM251 152V151H250ZM154 153H155V151H154ZM189 153V154H190ZM198 153V152H197ZM229 153V154H228ZM234 153V154H233ZM188 154V153H187ZM203 154H205V153H203ZM242 154V153H241ZM199 155V154H198ZM186 156V155H185ZM195 156H197V154L195 155ZM194 156V158L196 159V157ZM231 156V155H230ZM229 156V157H230ZM148 157H150L151 158V156L150 155H147V157L146 158H148ZM193 157V156H192ZM231 157H234V156H231ZM238 157V156H237ZM189 158V157H188ZM199 158V157H198ZM163 158H161L160 157V159H159V156H158V154L156 155V154H154V161H156L157 160V162L160 164V163H162L160 160H162ZM192 159V158H191ZM208 159V158H207ZM206 159V160H207ZM212 159V160H213ZM235 159V158H234ZM135 160V159H134ZM149 161H151L152 162V160H153V157H152V160L151 159H148ZM204 160V159H203ZM202 160V161H203ZM209 160V159H208ZM208 160H207V162H208ZM211 160V161H212ZM229 160H231V159H228V161ZM137 161H138V159H137ZM160 161V162H159ZM164 161V160H163ZM210 161V162H211ZM217 161H212L211 162V164L214 162H217ZM131 162H133V161H131ZM140 162V161H139ZM197 162V161H196ZM200 162V161H199ZM209 162V163H210ZM137 163V162H136ZM153 163H155L156 164V162H153ZM171 163V162H170ZM188 163V162H187ZM226 163H227V160H226ZM176 164V163H175ZM191 164V163H190ZM189 164V165H190ZM193 164V163H192ZM206 164V163H205ZM223 164V163H222ZM225 164V163H224ZM223 164V165H224ZM166 165V164H165ZM208 166V165H207ZM210 166V165H209ZM213 166L211 167V168H213ZM156 167V166H155ZM216 168H217V166H216ZM215 168V169H216ZM217 169H219V167L217 168ZM216 169V171H219V170H217ZM85 170V169H84ZM175 170V169H174ZM198 170V169H197ZM214 170V169H213ZM262 171V170H261ZM263 172V171H262ZM259 173V172H258ZM191 176V175H190ZM221 178V177H220Z\"/></svg>",
	"mask_w": 264,
	"mask_h": 264
}]
</instances>
